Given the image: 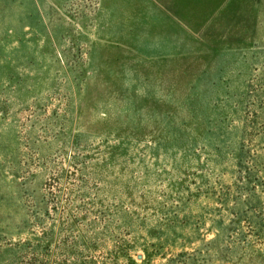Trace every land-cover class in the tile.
<instances>
[{
  "label": "rangeland",
  "instance_id": "1",
  "mask_svg": "<svg viewBox=\"0 0 264 264\" xmlns=\"http://www.w3.org/2000/svg\"><path fill=\"white\" fill-rule=\"evenodd\" d=\"M0 264H264V0H0Z\"/></svg>",
  "mask_w": 264,
  "mask_h": 264
}]
</instances>
